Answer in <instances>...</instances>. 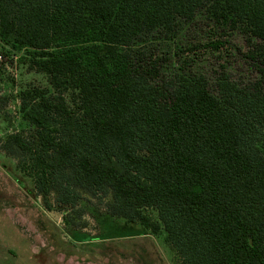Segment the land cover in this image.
<instances>
[{
  "label": "trees",
  "instance_id": "16d2710c",
  "mask_svg": "<svg viewBox=\"0 0 264 264\" xmlns=\"http://www.w3.org/2000/svg\"><path fill=\"white\" fill-rule=\"evenodd\" d=\"M198 23L243 36L255 78L166 67ZM0 44L47 77L0 139L47 210L109 197L180 264H264V0H0Z\"/></svg>",
  "mask_w": 264,
  "mask_h": 264
},
{
  "label": "rangeland",
  "instance_id": "374dc122",
  "mask_svg": "<svg viewBox=\"0 0 264 264\" xmlns=\"http://www.w3.org/2000/svg\"><path fill=\"white\" fill-rule=\"evenodd\" d=\"M207 29L198 23L176 42L160 44L164 65L175 68L185 61L186 69L210 80L224 69L237 81L255 78L243 36L214 37ZM209 39L223 46L210 47ZM21 55L22 51L0 44V139L12 131H30L18 113L19 91L30 85L48 88L47 77L21 62ZM62 96L72 103L70 91ZM82 197L73 210L55 206L47 210L32 180L0 148V264H180L163 231L153 236L138 223L110 215L109 197L102 201Z\"/></svg>",
  "mask_w": 264,
  "mask_h": 264
}]
</instances>
